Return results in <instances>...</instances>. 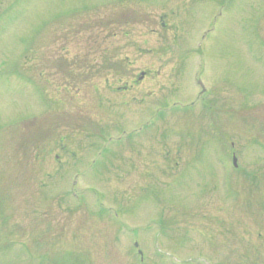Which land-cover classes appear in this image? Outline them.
<instances>
[{"label":"rangeland","instance_id":"obj_1","mask_svg":"<svg viewBox=\"0 0 264 264\" xmlns=\"http://www.w3.org/2000/svg\"><path fill=\"white\" fill-rule=\"evenodd\" d=\"M0 264H264V0H0Z\"/></svg>","mask_w":264,"mask_h":264},{"label":"water","instance_id":"obj_2","mask_svg":"<svg viewBox=\"0 0 264 264\" xmlns=\"http://www.w3.org/2000/svg\"><path fill=\"white\" fill-rule=\"evenodd\" d=\"M198 83H199V84H201V82H200V81H198ZM233 162L235 163V158H233Z\"/></svg>","mask_w":264,"mask_h":264}]
</instances>
